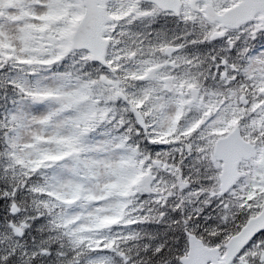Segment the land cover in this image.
I'll return each mask as SVG.
<instances>
[{
    "label": "snow or ice",
    "instance_id": "obj_1",
    "mask_svg": "<svg viewBox=\"0 0 264 264\" xmlns=\"http://www.w3.org/2000/svg\"><path fill=\"white\" fill-rule=\"evenodd\" d=\"M0 264H264V0H0Z\"/></svg>",
    "mask_w": 264,
    "mask_h": 264
}]
</instances>
